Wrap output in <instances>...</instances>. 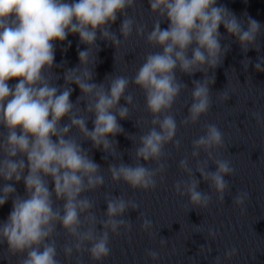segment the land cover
<instances>
[{"label": "clouds", "instance_id": "9594fccd", "mask_svg": "<svg viewBox=\"0 0 264 264\" xmlns=\"http://www.w3.org/2000/svg\"><path fill=\"white\" fill-rule=\"evenodd\" d=\"M147 3L150 27L143 0H0V207L11 201L7 218L0 220V260L7 264H84L85 255L92 264H103L112 253V239L133 229L126 214L140 209L136 200L105 191L106 211H98L89 193L107 187L105 171L112 185L154 192L165 180L171 155L166 146L179 151V128L196 125L209 114L215 69L222 66L231 44L237 43L245 54V72L252 64L246 54L261 51L264 24L247 12L237 16L218 0ZM118 20L119 28L113 30ZM165 22L167 27H162ZM70 35L79 38L74 67L55 61L58 45L66 43L63 52L71 47ZM133 37L152 49L142 55L134 74L114 70L96 82L102 50L98 41L115 48V68L117 53ZM254 68L264 72V56L257 57ZM177 73L203 74L191 81V103L179 123L173 107L189 86ZM61 79L63 84L58 83ZM130 89L143 94L148 114L135 121L138 136L126 133L120 123L137 107ZM229 98L224 89L217 92L216 102L224 104ZM251 116L264 127V115L253 111ZM202 133L191 141L190 155L178 163L186 178L173 184L174 193L187 198L184 207L189 211L207 210L213 196L223 204L231 191L226 177L236 175L232 161L221 155L227 150L224 132L205 123ZM121 134L134 145L127 150L131 163L124 162L125 152L118 150L115 137ZM85 142L90 147H84ZM93 149L103 152L105 161L113 158L107 168L95 161ZM201 180L207 190H201ZM21 182L23 194L16 187ZM249 200L246 190L238 191L232 203L244 215ZM137 219L140 230L155 239L154 222L146 213L140 212ZM216 237V230L209 228L207 239ZM159 244L163 249L168 240L160 237ZM205 249L212 251L210 246L200 248ZM237 254L236 247L229 248L214 264ZM145 258L158 262L161 254L145 249Z\"/></svg>", "mask_w": 264, "mask_h": 264}]
</instances>
